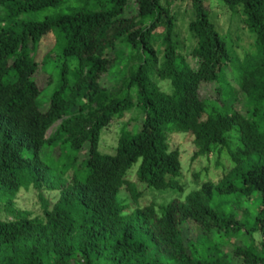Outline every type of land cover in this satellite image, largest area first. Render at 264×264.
<instances>
[{"label": "trees", "instance_id": "obj_1", "mask_svg": "<svg viewBox=\"0 0 264 264\" xmlns=\"http://www.w3.org/2000/svg\"><path fill=\"white\" fill-rule=\"evenodd\" d=\"M177 1L0 0V264H264V0H222L253 35L243 56L190 0L195 66L181 57ZM134 106L141 122L103 152L104 128ZM171 132L192 135L194 158L227 151L222 181L180 199ZM21 189L37 191L39 214L16 206ZM147 190L172 198L142 203ZM189 221L202 232L185 242ZM233 235L243 245L224 251Z\"/></svg>", "mask_w": 264, "mask_h": 264}, {"label": "rangeland", "instance_id": "obj_2", "mask_svg": "<svg viewBox=\"0 0 264 264\" xmlns=\"http://www.w3.org/2000/svg\"><path fill=\"white\" fill-rule=\"evenodd\" d=\"M204 5L214 19L219 32L225 36L227 43L232 46L240 56H243L244 53L253 46V35L247 28L244 15L240 11V8L232 10L222 0H204ZM191 8L190 0H178L172 6L173 12L176 13V29L180 37V53L182 60L189 66H195V60L191 56V47L195 41L187 32V22L190 19ZM35 76L39 87H42L47 82V72L44 71L43 68L39 67ZM101 82L103 85L107 86L113 84L111 76L106 73L103 74ZM157 82L161 90L167 91L169 89V82L167 80L157 79ZM199 95L207 102L221 104L214 83H202L199 88ZM142 117V111L137 106L126 110L122 115H116L103 130L100 140V149L103 152L114 153L117 140L121 135L120 133L123 127L127 126L128 129H132L141 122ZM169 144L171 148H178L180 151V182L183 184V190L179 195L180 199H184L187 193L192 189L200 188L204 182L212 181L217 183L222 181L223 174L233 165L227 151L220 154L211 152L208 155H201L194 158L195 145L193 143V137L189 133L171 132L169 134ZM59 151V148L55 147L53 151L54 157H58L60 154ZM85 151L86 150H83L82 153ZM49 161H51V159H49ZM53 162H56V160ZM135 167L136 166L132 167L129 173V179L132 181L136 179ZM58 192V190L44 189L43 195L46 196L52 204L57 200ZM120 195L122 198L130 200L132 203L134 202V200L129 197L128 191L122 190ZM171 198L172 196L169 193L163 192L161 194L147 190L140 198V202L155 201L161 204L168 202ZM14 201L19 209L29 211L31 215L39 214L42 210L39 194L34 189H21L17 192ZM182 228L185 242L194 239L202 232L199 225L193 221L183 224ZM256 237L259 239L260 235L257 233ZM243 241V236L233 235L227 239L226 246L223 247V250L231 252L233 244L243 245ZM238 260L240 262L242 261L240 258Z\"/></svg>", "mask_w": 264, "mask_h": 264}]
</instances>
